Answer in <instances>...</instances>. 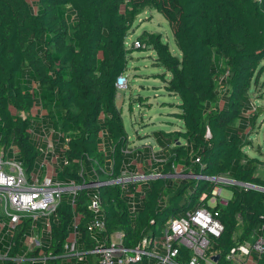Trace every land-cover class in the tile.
Here are the masks:
<instances>
[{"label": "trees", "instance_id": "1", "mask_svg": "<svg viewBox=\"0 0 264 264\" xmlns=\"http://www.w3.org/2000/svg\"><path fill=\"white\" fill-rule=\"evenodd\" d=\"M145 8L164 16L180 58L172 55L161 35L147 31L136 38L144 47L126 48L125 39ZM147 47L155 53L154 64L169 73V79L160 77L166 91L179 98L176 116L182 122L181 131L163 133L169 138L156 141L164 153L177 138L184 142L176 146L168 165L161 164L159 174L174 169L226 175L235 182L224 186L231 190L225 204L208 208L223 226L211 249L223 256L252 240L264 224V192L252 187L264 188V178L257 175L254 158L243 151L254 121L248 114V92L264 70V0H0V149L14 145L29 175L41 159L44 127L53 128L64 136L62 145H54L58 181L81 186L88 179L120 177L128 139L116 106V80L131 52ZM220 75L225 95L212 110ZM48 137L54 140L57 134ZM94 167H101L107 179L95 178ZM213 186L160 176L147 180L140 191L116 183L81 188L74 196L65 192L42 250L54 256L46 264H59L74 216L83 264H97L98 256L89 251L109 246L114 231L122 232L123 247L136 248L143 237L162 236L169 217L207 206L206 199H199ZM93 193L105 226L95 237L88 230ZM20 234L14 236L11 254L19 247ZM258 264H264V254Z\"/></svg>", "mask_w": 264, "mask_h": 264}, {"label": "built area", "instance_id": "2", "mask_svg": "<svg viewBox=\"0 0 264 264\" xmlns=\"http://www.w3.org/2000/svg\"><path fill=\"white\" fill-rule=\"evenodd\" d=\"M132 46L144 47L137 40L132 43ZM125 87L126 79L121 75L116 80V88L124 89ZM43 133L44 135L40 137L43 147L39 149L41 159L37 169L29 175L25 173L17 159L18 149L14 145L7 150L0 149V264L7 262L46 264L48 260L54 259V256L42 250L48 245L51 218L61 201V195L67 192L74 196L79 189L86 188L85 184L77 186L73 181L63 184L54 177L57 160L54 153L55 144L45 130ZM49 133H55L60 138H64L63 134L56 132L53 128L49 129ZM100 140L103 145V137ZM126 150L125 152H128ZM94 172L95 167L92 168V174ZM123 173L121 177H124ZM182 175L184 178L214 184L209 195L202 194L199 199L200 201L206 199V205L209 201L212 206L201 205L169 217L161 230L164 241L160 249L153 245L154 236L142 238L133 249L123 247L121 242L119 245L110 243L109 246H96L89 253L98 256L97 264H258L259 258L264 254V224L259 234L252 240L232 248L223 256L217 250L211 249L214 238L220 236L223 226L209 209L216 204H225L226 201L220 198L221 187L235 184V182L226 175L212 177L192 173ZM126 176L130 182L142 178L147 180L155 178L129 174ZM119 178L98 181L90 187L121 183ZM121 186L125 187L122 183ZM87 207L94 214L88 230L92 233V237H95L96 233L105 231L100 218L97 194L90 195ZM130 209L134 210L133 201L130 202ZM23 222L25 227L22 225ZM18 231H21L19 247L14 254H11L15 246L14 236ZM79 239L77 217L74 216L71 235L63 246L64 254L59 258V264L63 259H76L74 264H83L84 252L78 249ZM36 252L37 255H34ZM215 256H218L216 260Z\"/></svg>", "mask_w": 264, "mask_h": 264}, {"label": "rangeland", "instance_id": "3", "mask_svg": "<svg viewBox=\"0 0 264 264\" xmlns=\"http://www.w3.org/2000/svg\"><path fill=\"white\" fill-rule=\"evenodd\" d=\"M143 31L161 35L162 42L167 43L172 55L180 58V52L174 43L171 28L161 13L152 8H145L141 11L134 21L130 34L125 39L126 48L130 47ZM154 59L155 53L150 47L140 50L134 49L127 57V68L123 74L126 79V87L117 89L116 106L121 111V120L128 139L126 150L128 151L126 156L128 162L123 168L124 173L122 175L124 177L120 176L119 178L122 185L125 186L124 190L130 184L134 185L137 191H140L147 181L146 178H142L130 182L127 180V174L143 177L154 176L155 178L161 176L164 179L175 181L184 178L180 171L177 173L173 171L174 169H171L167 174H159L161 164L168 165L175 156L176 146L184 142L182 139L177 138L179 142L176 141V144H172L170 149L164 153L160 151L156 141L157 138L160 141L169 138L168 135L163 136V133L181 131L182 122L176 116L179 113L176 107L179 98L166 91L165 83L160 77L164 74L165 79H169V73L162 66L154 64ZM220 79L221 75L216 80V98L211 104L212 110L225 95V87L223 83H220ZM248 96L252 108L248 114L249 117L254 116V121L248 127L249 131L245 135L246 145L243 151L249 157L254 158L257 175L264 178V70L260 74L257 83L251 86ZM44 128L46 134L49 135V129ZM41 134L44 135L43 132ZM51 139L53 140V138ZM53 141L55 146L64 143L63 138L59 136ZM136 150L146 155L144 161H140L139 164L134 161L130 162V155ZM82 167H85V165H82ZM100 168L96 167L92 175L95 178L97 176L107 179L106 175L100 174ZM98 181L101 180L88 179L84 187L89 188ZM221 189L220 198L227 201L231 197V190L224 186ZM207 205L212 206L209 201ZM121 237L122 232L119 230L114 231L109 236L111 243L115 245L120 244ZM163 241V236L155 235L153 245L160 249ZM75 261L76 259H63L61 264H74Z\"/></svg>", "mask_w": 264, "mask_h": 264}, {"label": "crops", "instance_id": "4", "mask_svg": "<svg viewBox=\"0 0 264 264\" xmlns=\"http://www.w3.org/2000/svg\"><path fill=\"white\" fill-rule=\"evenodd\" d=\"M153 153V152H152ZM131 157H130V162L131 161H134L136 164H139L140 163V161H144V158L146 157V155L145 154H142V152H139V151H134V152H132L131 153V155H130ZM159 161H160V159H158ZM128 161L126 160V163H127ZM158 167V166H157Z\"/></svg>", "mask_w": 264, "mask_h": 264}, {"label": "water", "instance_id": "5", "mask_svg": "<svg viewBox=\"0 0 264 264\" xmlns=\"http://www.w3.org/2000/svg\"><path fill=\"white\" fill-rule=\"evenodd\" d=\"M206 136H209V132L207 131L206 132ZM253 188L255 189H258L260 191H263L264 192V188H261V187H258V186H252ZM218 258V256H215L214 259L216 260Z\"/></svg>", "mask_w": 264, "mask_h": 264}]
</instances>
